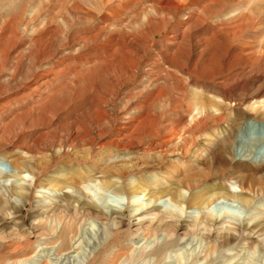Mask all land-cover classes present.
<instances>
[{
  "label": "rangeland",
  "instance_id": "obj_1",
  "mask_svg": "<svg viewBox=\"0 0 264 264\" xmlns=\"http://www.w3.org/2000/svg\"><path fill=\"white\" fill-rule=\"evenodd\" d=\"M263 44L264 0H0V264H264Z\"/></svg>",
  "mask_w": 264,
  "mask_h": 264
},
{
  "label": "bare ground",
  "instance_id": "obj_2",
  "mask_svg": "<svg viewBox=\"0 0 264 264\" xmlns=\"http://www.w3.org/2000/svg\"><path fill=\"white\" fill-rule=\"evenodd\" d=\"M241 46V45H240ZM251 47L252 46H248V47H246V49H251ZM262 48H264V44H263V46H262ZM241 49L242 50H244L245 48H242L241 47ZM0 96H1V94H0ZM264 99V98H263ZM2 100V99H1ZM264 102V101H263ZM220 104H221V102H220ZM263 108L261 109V110H257L258 112V114L260 113V114H263L264 115V104H263V106H262ZM203 108H204V106H203ZM260 109V108H259ZM28 118V117H27ZM22 123V122H21ZM18 124V123H17ZM14 128H16L15 126H14V124L13 125H9V126H3V127H0V136H1V138L3 139V138H7L8 137V140L7 141H3L2 143H1V139H0V145H1V147H6V146H8L9 145V143H13V145L14 146H12V148H15V149H20V148H22V146H20L19 144L21 143V135H19L18 133L16 134V133H14ZM59 130H57L59 133L60 132H62L64 129L63 128H58ZM183 131L184 132H188L189 130H185L186 129V127H184L183 126ZM189 129V128H188ZM62 134V133H61ZM187 134V133H186ZM182 136H184V135H182ZM40 137V136H39ZM38 137V138H39ZM60 138V137H59ZM66 138V137H65ZM39 140V139H38ZM185 140V139H184ZM170 140H164V141H162L164 144H167L168 142H169ZM182 141V140H181ZM193 141V140H192ZM37 141H34V144L36 143ZM162 143V144H163ZM62 144V143H61ZM194 144V143H193ZM182 145V144H181ZM192 145V144H191ZM160 146H161V143H160ZM191 147V146H190ZM60 150L58 151V155H57V157H54L55 159H52V160H56V161H58V159H62V158H64V156H66V152H65V150H64V148H63V146L62 145H60ZM184 148V147H183ZM23 149H24V147H23ZM25 149H26V155H30L32 152V150H31V147H29V146H26L25 147ZM189 150H190V148H188ZM187 149V150H188ZM150 150V149H149ZM151 151V150H150ZM56 156V155H55ZM52 158V157H51ZM28 163H31V162H29L28 161V159L26 158V157H23V158H21L19 161H15V166L18 168V169H22V168H25L26 166H27V164ZM39 163V162H38ZM34 165H35V163H34ZM44 166V165H43ZM42 166V167H43ZM38 166H36V167H34L33 169L35 170V176H36V178H37V181H38V179H40V177H41V175L43 174L42 172H43V168H38ZM206 179V178H205ZM192 180V177H189V176H187V178H186V182H190ZM207 182V181H206ZM106 185L107 184H111V181H106V183H105ZM188 185H189V183H188ZM31 190L28 188V190H27V192L26 193H24L23 195H24V197L27 199V200H30V197H31ZM107 194H108V191H104V192H102L101 193V198L103 199V202H105L106 201V196H107ZM195 195H196V193H195ZM134 198V197H133ZM239 198V197H238ZM186 199H185V197L183 196V195H181L180 193L179 194H177L176 195V197H175V199H174V203H173V206L172 207H178V203H181V202H186L185 201ZM216 200H218V197L217 196H213V198H211L210 200H208L207 198H205V197H202V196H198V201H200L201 203H202V205H204V204H212V207H214L215 208V206L216 205H218V203H222L221 201H218V202H215ZM195 201V200H194ZM29 202V201H28ZM195 202H197V199H196V201ZM198 203V202H197ZM199 204V203H198ZM10 205L8 204V202L2 197V196H0V209H3V208H7V207H9ZM27 206V205H26ZM104 206V205H103ZM97 207L98 206H94V205H91V206H89V209L90 210H95V209H97ZM228 207V206H227ZM22 208V207H21ZM98 209H99V207H98ZM230 211H228L229 212V214L231 213V215H233V216H235V217H237V216H240L239 214L241 213V209L239 208V207H235V206H230ZM238 209V210H237ZM240 209V210H239ZM240 212V213H239ZM239 213V214H238ZM250 214L251 215H253V219L254 218H257V216L259 215V213H257V212H255V210H251L250 211ZM209 220V219H208ZM210 221H208V223H209ZM210 224V223H209ZM211 225V224H210Z\"/></svg>",
  "mask_w": 264,
  "mask_h": 264
}]
</instances>
